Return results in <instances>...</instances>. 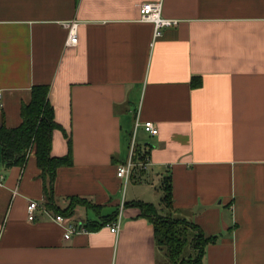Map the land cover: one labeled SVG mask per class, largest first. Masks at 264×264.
<instances>
[{"label": "crops", "instance_id": "obj_1", "mask_svg": "<svg viewBox=\"0 0 264 264\" xmlns=\"http://www.w3.org/2000/svg\"><path fill=\"white\" fill-rule=\"evenodd\" d=\"M148 1L178 19L161 36L140 19ZM36 84L49 85L60 125L52 155L72 140L54 202L85 197L100 213L77 206L67 218L85 230L65 238L35 154L6 168L0 145V264H158L154 224L135 201L198 224L214 239L203 264H264V0H0V127L22 122ZM134 138L148 156L125 186L117 171ZM31 200L42 207L33 221ZM121 208L118 235L86 228Z\"/></svg>", "mask_w": 264, "mask_h": 264}, {"label": "trees", "instance_id": "obj_2", "mask_svg": "<svg viewBox=\"0 0 264 264\" xmlns=\"http://www.w3.org/2000/svg\"><path fill=\"white\" fill-rule=\"evenodd\" d=\"M48 97L49 85H34L30 102L23 104L21 108L22 122L16 127H7L5 124L0 127L3 163L6 168L24 167L29 156L34 153L44 178L46 206L49 209L66 217H72L76 207L81 205L87 209L92 208L99 214V206L85 197L70 198V203L65 208L57 206L54 202V181L57 170L61 166L71 165L73 157L71 138H68V154L64 156L52 155L53 134L55 129L60 128V125L55 121L54 107ZM147 156L148 153H141V149L135 141L133 159L137 161L140 158L145 162ZM134 177L133 173L131 180ZM163 186L165 190L163 202L166 206H171L173 198L170 177L166 178ZM132 203L138 206L142 215L154 224L156 244L164 253L163 260L158 264H203L206 246L214 239L206 237L198 224L184 217L161 214L153 203L144 201ZM118 215L117 211L102 217L100 221L87 220L86 228L96 231L115 221Z\"/></svg>", "mask_w": 264, "mask_h": 264}, {"label": "built area", "instance_id": "obj_3", "mask_svg": "<svg viewBox=\"0 0 264 264\" xmlns=\"http://www.w3.org/2000/svg\"><path fill=\"white\" fill-rule=\"evenodd\" d=\"M139 8L141 15L140 19L142 21L151 22L154 24L156 36H161L164 28L170 27L178 23V19L168 18L163 15L162 1L143 2L141 3ZM78 26L79 25L77 21H74L71 24H69V35L67 39L68 45H76L78 43V38H79ZM0 97H1V91H0ZM143 125L145 129L152 134H157L159 132L158 127L155 125L153 121H146L145 123H143ZM134 145H135V138L133 139L131 145L130 159L125 164L119 165L117 171L118 176L124 180L125 186L130 182L135 168L140 165L138 164L137 161L133 159ZM123 204H122V208L124 206ZM41 208L42 207L38 201L31 200L28 204V220L33 221L36 218V211ZM122 208L121 211L119 212L118 218L114 222L108 224L111 232L117 235L121 231L120 218L122 215ZM55 221H57V223H59L65 228V238H70L73 233L79 232L81 230H85L82 223L79 224L75 222H69L68 218L61 213L55 215Z\"/></svg>", "mask_w": 264, "mask_h": 264}]
</instances>
